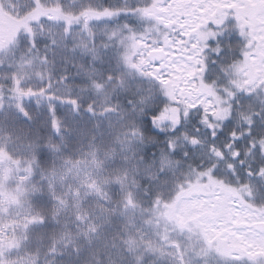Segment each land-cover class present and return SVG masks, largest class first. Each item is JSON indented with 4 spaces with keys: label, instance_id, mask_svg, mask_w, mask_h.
<instances>
[{
    "label": "snow or ice",
    "instance_id": "obj_1",
    "mask_svg": "<svg viewBox=\"0 0 264 264\" xmlns=\"http://www.w3.org/2000/svg\"><path fill=\"white\" fill-rule=\"evenodd\" d=\"M0 264H264V0H0Z\"/></svg>",
    "mask_w": 264,
    "mask_h": 264
}]
</instances>
